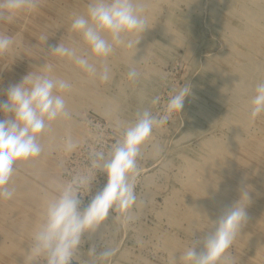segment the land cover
Instances as JSON below:
<instances>
[{
	"label": "rangeland",
	"instance_id": "rangeland-1",
	"mask_svg": "<svg viewBox=\"0 0 264 264\" xmlns=\"http://www.w3.org/2000/svg\"><path fill=\"white\" fill-rule=\"evenodd\" d=\"M88 2L40 0L34 12L0 21V34L15 40L0 55V101L10 85L49 66L72 84L62 93L71 118L52 124L41 156L17 167L13 198L0 199V264H27L46 201L89 165L91 148L107 152L120 138L117 122L134 121L144 108L162 112L172 90L186 84L182 111L154 130L162 151L140 161L136 192L143 203L135 218L123 222L111 213L91 239L85 236L74 264H172V255L183 252L193 233L207 231L242 187L250 191L249 218L231 251L238 264H264V114L249 120L254 85L264 82V0H143L148 28L137 51L115 49L107 82L49 52L59 42L87 52L70 24ZM133 59L134 82L127 77ZM68 137L77 145L71 151ZM105 183L98 172L92 193ZM93 245L97 254L112 249L113 255L101 262L89 254Z\"/></svg>",
	"mask_w": 264,
	"mask_h": 264
},
{
	"label": "clouds",
	"instance_id": "clouds-1",
	"mask_svg": "<svg viewBox=\"0 0 264 264\" xmlns=\"http://www.w3.org/2000/svg\"><path fill=\"white\" fill-rule=\"evenodd\" d=\"M39 6L40 0H0V21L11 22ZM146 6L143 0H89L83 12L72 14L70 24V31L82 39L87 52L78 54L76 47L61 42L50 45L49 52L71 60L88 76L107 82L111 78L108 60L115 49L137 51L141 34L148 28ZM40 39L46 42L48 36L42 35ZM14 43L13 37L0 34V55L9 53ZM137 62L133 59L127 72L133 82L139 77ZM71 89L68 80L50 74V66L47 72H29L21 82L7 88L6 100L0 101V113L4 117L0 119V199L13 198L17 167L41 156L44 152L41 138L52 124L71 118L62 95ZM189 94V84L173 89L162 112L144 108L136 113L134 121L117 122L120 138L107 152L97 148L89 150V165L46 201L27 249V264H74L85 236L91 239L111 213H116L117 219L123 222L135 218L136 210L143 203L142 200L138 203L136 192L140 161L149 151L154 156L160 154L161 146L152 139L154 130L167 124L174 113L182 111ZM159 102L157 96L151 104ZM249 104V120L255 121L264 114V82L254 85ZM76 146L71 137L65 141L68 151ZM98 172L106 176V183L93 194L91 189ZM249 193L248 187H242L239 199L225 207L215 220H210L207 231L193 233L183 252L172 255V264H238L231 249L249 218ZM89 254L104 262L113 255V250L105 249L97 254L93 245Z\"/></svg>",
	"mask_w": 264,
	"mask_h": 264
}]
</instances>
